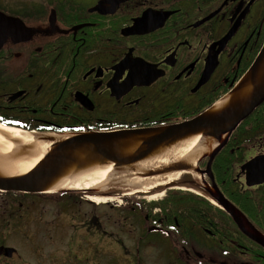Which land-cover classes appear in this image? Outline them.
Wrapping results in <instances>:
<instances>
[{"label": "flooded vegetation", "instance_id": "flooded-vegetation-1", "mask_svg": "<svg viewBox=\"0 0 264 264\" xmlns=\"http://www.w3.org/2000/svg\"><path fill=\"white\" fill-rule=\"evenodd\" d=\"M263 46L264 0H0V123L59 135L182 123L227 96ZM263 147L264 104L230 136L211 166L246 231L260 239L264 184L248 186L241 168L263 156ZM208 162L207 157L199 169L206 171ZM231 171L227 185L222 174ZM190 179L175 185L190 186ZM204 180L210 189L212 181L207 175ZM172 188L148 192L166 196L153 204L121 191L104 204L73 191L19 192L96 205L88 203L91 211L75 228L83 232L77 253L71 246L75 237L62 230L52 252L38 254L40 245L32 244V254L41 258L39 264H264V247L227 211L202 200H175L182 193ZM246 194L256 205H237L232 198ZM112 203H119L114 207L121 216L108 231L98 210H114L107 206ZM3 227L0 221V264H25L19 249L6 245ZM103 238L112 241L107 250Z\"/></svg>", "mask_w": 264, "mask_h": 264}, {"label": "water", "instance_id": "water-1", "mask_svg": "<svg viewBox=\"0 0 264 264\" xmlns=\"http://www.w3.org/2000/svg\"><path fill=\"white\" fill-rule=\"evenodd\" d=\"M230 95L228 105L221 111H214L213 107L211 110L182 123L109 133L70 134L66 139L55 143L39 165L25 177L9 179L0 174V190L43 194L53 189L72 169L80 170L90 165L106 162L114 163L118 169L129 168L163 148L202 134L217 143V147L203 159L209 158L206 171L199 169L203 160L198 163L197 167L205 184L207 182L204 180V175H207L212 181L210 189L195 182L193 175L189 173L192 168L186 163L169 166L152 173V175L177 171L188 172L182 178L189 176L191 178L188 183L190 186H194L214 200L231 215L234 222L249 238L264 247V239L246 231L237 209L220 192L211 171L212 162L227 145L230 136L264 104V46L252 67ZM241 170L247 174L246 183L248 186L264 184V155L252 159ZM176 182L173 183V186H176ZM6 250L14 251L9 248Z\"/></svg>", "mask_w": 264, "mask_h": 264}, {"label": "bare ground", "instance_id": "bare-ground-1", "mask_svg": "<svg viewBox=\"0 0 264 264\" xmlns=\"http://www.w3.org/2000/svg\"><path fill=\"white\" fill-rule=\"evenodd\" d=\"M230 96L228 94L218 101L213 110L224 109L229 103ZM69 136V134L59 135L57 133L41 134L37 131H27L0 123V174L9 179L25 177L39 165L55 143ZM216 147L217 143L212 139L204 137L202 134L195 135L163 148L129 168L118 169L114 163L106 162L90 165L80 170L72 169L48 193L77 191L87 193V199L97 204L114 202L117 199L112 198L109 194L115 191L122 192V190H116V187L112 186L127 187L123 191H129L127 195L132 196L136 193L147 194L164 185H171L175 181H179L188 172L177 171L152 175V173L179 163L190 165L192 170L189 173L193 175L195 182L207 188L208 184L202 180L197 167L198 163ZM120 174H124L122 178H115ZM124 181L126 185L122 184ZM185 189L203 196L213 205L219 206L204 192L191 188ZM89 192L95 194L90 195ZM162 196L163 194L153 195L151 201L160 200Z\"/></svg>", "mask_w": 264, "mask_h": 264}, {"label": "rangeland", "instance_id": "rangeland-1", "mask_svg": "<svg viewBox=\"0 0 264 264\" xmlns=\"http://www.w3.org/2000/svg\"><path fill=\"white\" fill-rule=\"evenodd\" d=\"M224 158H226L224 154L220 156V159H224ZM221 164L223 165V163ZM229 166L232 167L230 163ZM230 173H228L227 175L222 174V177L225 178V180L227 181V185H230L234 178V173H232V171ZM123 175L124 174H120L119 176L116 175L115 178L117 179L119 177L122 178ZM122 184H125V181ZM173 185L174 184L172 183L171 185H164L162 187L172 188ZM112 187H116L115 188L116 190H122V192H120L122 194L129 193V191H123V189H126L127 187L124 188L122 186L120 187L112 186ZM173 188L175 190H180L182 193L179 197H176L175 200L182 199L183 202H187V203L189 202L191 203V205H195L196 201L200 202L199 200H202L207 203L206 205L214 206L203 196H200L186 189L184 190V188H191L197 190L195 187L187 186V185H178V186H173ZM249 195L250 194H246L237 199L233 198V200L236 202L237 205H244V206L256 205V203H253L249 199L245 198L246 196ZM136 196L144 197L147 204L154 203L153 201H151L152 198L151 196L153 195L136 193L134 197ZM79 197H83V196L79 195ZM165 197L166 196H162L161 198L165 199ZM112 198H114L113 194H112ZM162 199L160 201H162ZM160 201L158 203H160ZM88 203L90 202L86 201L84 198L83 199L75 198V200H68V201L63 200L59 203H55L51 201V199L44 198L41 196H33V195L27 196L21 193H10V194L0 193V221L5 224V227H3V230L1 232H3V235L5 234V238H6L5 243L7 246L20 250L21 255H23L25 264H39L41 258L36 257L32 254L33 253L32 249H34V246H32V244L40 245V250L38 251V254L39 253L49 254L50 251L52 252V249L54 247L52 246V244L54 243V239L56 244L61 242L57 240V238H59L57 233L62 234V230H65L66 234H68L72 238L75 237V242L72 241L71 246L73 247L72 251L77 253L78 250L76 245L77 243H79V238H81V234L83 232H80L75 228L78 227L80 223H82L84 214L86 212L89 213L91 211V208L88 206ZM90 204L96 206L93 203ZM118 204L112 203L107 205L113 207L114 210H110L108 208L106 209L104 207L98 210V212H100L99 215H102L103 218L101 220H103V222L105 223V228H104L105 230L112 231L114 229L113 227L115 226L112 225V223H114V221H117L119 216H121V214L116 210L117 208L114 207ZM2 205L5 208H2ZM122 205H125L124 201ZM258 214L259 213L255 211V215ZM107 221H111V222L106 224ZM76 230L77 232L75 234L74 232ZM111 243L112 241L110 239L103 238V242H102L103 250L109 249L111 247L110 245ZM37 247L38 246H36V248ZM34 253L37 252L35 251ZM55 254L56 256L54 258L60 259L57 257V253ZM106 261L107 259H104L103 264H107ZM56 263L57 262H55V264ZM52 264H54V262H52ZM111 264H115V263H111Z\"/></svg>", "mask_w": 264, "mask_h": 264}, {"label": "trees", "instance_id": "trees-1", "mask_svg": "<svg viewBox=\"0 0 264 264\" xmlns=\"http://www.w3.org/2000/svg\"><path fill=\"white\" fill-rule=\"evenodd\" d=\"M232 198H234V197H232ZM198 204H201L200 202H197Z\"/></svg>", "mask_w": 264, "mask_h": 264}, {"label": "snow or ice", "instance_id": "snow-or-ice-1", "mask_svg": "<svg viewBox=\"0 0 264 264\" xmlns=\"http://www.w3.org/2000/svg\"><path fill=\"white\" fill-rule=\"evenodd\" d=\"M0 119H2V118H0Z\"/></svg>", "mask_w": 264, "mask_h": 264}]
</instances>
